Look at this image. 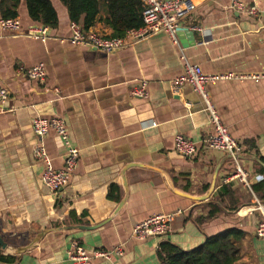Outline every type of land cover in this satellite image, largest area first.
I'll list each match as a JSON object with an SVG mask.
<instances>
[{
  "label": "crops",
  "instance_id": "0c3cea01",
  "mask_svg": "<svg viewBox=\"0 0 264 264\" xmlns=\"http://www.w3.org/2000/svg\"><path fill=\"white\" fill-rule=\"evenodd\" d=\"M234 1L245 11L232 8ZM51 2L58 25L45 41L0 31V87L8 92L0 105V238L6 246H0V264H71L76 244L87 252L122 250L91 264H165L162 242L187 251L231 228L244 233L234 264H264V240L255 236L260 215L244 214L255 195L222 183L233 165L227 155L202 148L212 133L206 104L190 85L175 90L172 83L183 73L181 56L207 75L263 72L264 0H200L179 23L178 46L161 32L108 55L71 44L67 11ZM17 18L23 27L34 25L23 4ZM90 30L112 35L104 12ZM37 64L45 68L44 82L26 75ZM141 83L147 98L131 95ZM205 91L241 148L250 187L264 181V165L254 158L264 159V81H216ZM37 116L63 119L79 151L68 185L55 194L43 187L44 166L33 157ZM177 135L197 144L193 157L175 152ZM43 145L51 167L62 169L60 139L51 132ZM209 204L224 207L210 220ZM159 214H174L168 233L132 237L136 224Z\"/></svg>",
  "mask_w": 264,
  "mask_h": 264
},
{
  "label": "built area",
  "instance_id": "2783aa9c",
  "mask_svg": "<svg viewBox=\"0 0 264 264\" xmlns=\"http://www.w3.org/2000/svg\"><path fill=\"white\" fill-rule=\"evenodd\" d=\"M141 1L144 5V10L142 12V26L140 28L128 30L122 37H106L91 30H84L81 25L71 22L69 25L70 34L68 41L75 46L108 55L134 46L150 36L166 32L171 38L172 43L178 46L176 31L178 30L179 23L195 12L200 2V0ZM231 7L245 11V8L236 1L232 2ZM248 14H255V8H250ZM192 29L200 31V28L196 26H193ZM0 31L12 36H26L45 41L49 38L48 33L50 28L39 24L23 27L18 18H12L0 20ZM181 58L184 61L183 73L173 80V88L179 90L184 85H190L193 91L199 94L206 104V111L212 127V133L201 141L203 150L221 152L229 157L233 165V170L223 178L222 183L224 185L235 183L251 190L249 175L240 165L241 148L221 124L219 117L210 104L205 86L208 83L227 80H237L239 82L247 80L264 81V71L242 76L227 73L207 75L202 72L198 65L188 63L184 56H181ZM26 75L32 81L44 82L46 78L45 68L42 64H37L30 68ZM145 87L146 84L141 83L139 88L131 92V95L136 98H147ZM7 99L8 92L0 87V105L4 104ZM31 129L37 139L36 145L33 148V157L36 162L44 166L41 183L46 190L55 194L68 185L70 176L76 167L79 151L71 145L66 130V123L61 118L52 117L45 119L37 116L32 120ZM51 132L60 139L65 149L64 165L59 170H54L51 167L50 160L43 145V139L48 137ZM174 150L178 155L189 159L196 154L197 144L183 135H177L174 138ZM254 199V206L245 208L244 214L252 212L259 213L260 219L255 228V236L258 239L264 240V203L255 198V196ZM173 218L174 214L151 216L134 226L132 229V237L137 241H144L148 238L163 236L168 233ZM113 255L117 257L122 256L121 248L109 251L95 249L87 252L83 247L76 244L69 253V261L71 264H91L93 260L109 261Z\"/></svg>",
  "mask_w": 264,
  "mask_h": 264
},
{
  "label": "trees",
  "instance_id": "16d2710c",
  "mask_svg": "<svg viewBox=\"0 0 264 264\" xmlns=\"http://www.w3.org/2000/svg\"><path fill=\"white\" fill-rule=\"evenodd\" d=\"M66 9L70 22L89 30L101 12L105 23L112 31L110 37H122L131 29L142 26L144 5L141 0H58ZM24 5L29 24H39L54 29L58 25L57 13L51 0H0V18L18 17V10ZM249 144V142H248ZM255 159L264 165V159L255 154ZM262 170H264L262 168ZM255 197L264 202V181L250 187ZM207 218L213 219L224 209L220 204H209ZM244 233L231 228L209 236L198 247L181 250L167 242L160 244L165 264H234L240 254V242ZM0 261L3 258L0 257Z\"/></svg>",
  "mask_w": 264,
  "mask_h": 264
},
{
  "label": "water",
  "instance_id": "95a60500",
  "mask_svg": "<svg viewBox=\"0 0 264 264\" xmlns=\"http://www.w3.org/2000/svg\"><path fill=\"white\" fill-rule=\"evenodd\" d=\"M0 246L2 249H5V247H6L5 244L2 242L1 238H0Z\"/></svg>",
  "mask_w": 264,
  "mask_h": 264
},
{
  "label": "rangeland",
  "instance_id": "374dc122",
  "mask_svg": "<svg viewBox=\"0 0 264 264\" xmlns=\"http://www.w3.org/2000/svg\"><path fill=\"white\" fill-rule=\"evenodd\" d=\"M90 30V29H89ZM100 35V34H99Z\"/></svg>",
  "mask_w": 264,
  "mask_h": 264
}]
</instances>
